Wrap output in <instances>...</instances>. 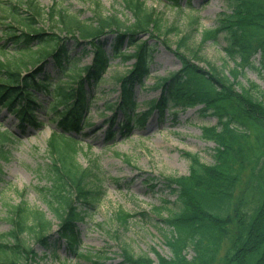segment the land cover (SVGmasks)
I'll use <instances>...</instances> for the list:
<instances>
[{
	"label": "trees",
	"instance_id": "16d2710c",
	"mask_svg": "<svg viewBox=\"0 0 264 264\" xmlns=\"http://www.w3.org/2000/svg\"><path fill=\"white\" fill-rule=\"evenodd\" d=\"M165 1L181 6V0ZM237 5L231 15L219 19L218 27L202 35L203 43H218L223 38L225 55L234 63L233 79L224 75L221 89L216 76L178 52L180 70L158 84L160 98L145 103L146 111L138 115L134 113L135 88L143 87V81L150 75L155 53L150 42H143L140 37L147 32L150 20L143 1L142 6L133 5L134 23L126 25L116 17L95 26L77 25L81 39L30 27L19 30L3 26L0 51L8 48L17 53L34 48L42 50L25 73L0 60V105L13 113L19 127L37 126V112L41 109L38 95L45 93L55 100L51 110L56 115L57 128L64 134H79L92 89L102 83L113 58H128L124 55L126 47H135L134 54L130 55L135 57V63L120 80L121 98L111 106L115 116L110 119V129L116 123L118 112L124 119L120 124L123 134L132 129L133 124H145L154 114L163 117L181 107L202 105L217 115L218 124L205 130L206 138L217 145L214 164L203 163L198 155H187L191 161L190 175L166 178L167 189L175 199L174 202L164 201L165 205L156 209L168 212L164 219L169 228L165 239L172 257L157 252L155 261L148 256H135L126 248L125 263L264 264V90L256 83L244 85L239 81L245 69L255 67L254 57L258 52L264 69V0H239ZM11 6L17 11L16 5ZM29 6L35 8L32 3ZM69 26L65 24L64 29L70 30ZM108 35L113 36L110 50H106L103 39ZM185 40L180 44L182 49ZM69 42L81 48L82 56L93 55L91 66L79 67L80 61L73 60ZM49 66L54 75L49 72ZM10 136L0 134V162L9 158L6 142ZM108 139H114L111 131ZM74 169L73 173H64L54 161L48 169L51 186L44 197L59 221L55 235L50 234L52 223L44 213L31 210L25 202L13 207V230L4 236L10 242L0 240V264H32L37 253L29 244L31 241L46 254H57L62 247L71 255L78 254L79 224L88 211L95 209L99 192L89 186L87 170L75 163ZM248 170V191L239 192ZM51 181L55 183L53 189ZM134 216L123 210L117 214L122 226H127ZM227 243L228 248L222 254ZM189 249L194 251L191 259L186 254Z\"/></svg>",
	"mask_w": 264,
	"mask_h": 264
},
{
	"label": "rangeland",
	"instance_id": "374dc122",
	"mask_svg": "<svg viewBox=\"0 0 264 264\" xmlns=\"http://www.w3.org/2000/svg\"><path fill=\"white\" fill-rule=\"evenodd\" d=\"M142 1L150 20L147 32L140 37L141 41L150 42L155 53L150 75L143 81V87L135 88V115L146 111L145 103L160 98L158 84L180 70L178 52L216 76L221 89L224 75L233 79L234 63L225 55L223 38L218 43H203L202 35L218 27L219 19L236 11L239 0H181L179 7L165 0H0V33L4 31L3 26H14L19 30L30 27L78 38L77 25L95 26L102 20L116 17L126 25L134 23L133 5L142 6ZM11 5H16L17 11L12 10ZM65 24H70V30L64 29ZM103 39L106 50H110L113 36ZM183 39L186 40L182 49ZM69 49L73 60L80 61L79 67L92 65V54L82 56L81 48L74 42H69ZM124 51L128 58H113L102 83L92 89L83 130L74 138L57 128L56 115L51 110L55 100L45 93L38 95L41 109L37 112L36 127H19L13 113L0 105V134L11 135L6 142L9 158L0 162L1 241L10 242L4 236L13 230V207L23 202L31 210L46 215L52 223L50 234L55 235L58 231L59 221L44 197L51 186L48 169L53 161L64 173H73L74 163L87 170L90 173L89 186L99 192L95 209L88 211L85 220L79 224L81 244L78 254L71 255L64 247L57 254H46L41 246L31 241L29 244L37 253L32 264H92L94 261L99 264H131L125 263L126 248L135 256H148L155 261L157 252L172 257L165 239L169 232L164 223L168 212L165 209L156 211L165 205L164 201L174 202L175 199L167 189L166 178L190 175L189 154L198 155L208 165L215 162L217 145L206 138L205 130L218 124V117L202 105L181 107L163 117L154 114L145 124H133L132 129L124 134L120 129L123 115L118 112L116 123L110 129V119L115 116L111 106L121 98L120 80L135 63V57L130 56L135 47H126ZM40 52L41 49L34 48L30 52L17 53L8 48L0 51V60L25 73ZM254 64V68L243 71L239 81L244 85L256 83L264 90L260 52L255 55ZM48 70L54 75L51 66ZM110 131L114 133L112 140L108 139ZM249 177L248 170L239 192L248 191ZM51 184L53 189L55 183L51 181ZM120 210L135 215L127 226L118 222ZM228 245L225 244L222 254ZM186 254L191 259L193 249L187 250Z\"/></svg>",
	"mask_w": 264,
	"mask_h": 264
}]
</instances>
